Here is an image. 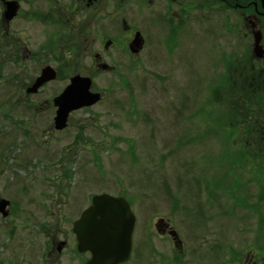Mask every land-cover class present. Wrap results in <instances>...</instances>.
<instances>
[{"label":"rangeland","instance_id":"1","mask_svg":"<svg viewBox=\"0 0 264 264\" xmlns=\"http://www.w3.org/2000/svg\"><path fill=\"white\" fill-rule=\"evenodd\" d=\"M135 8V0L120 8L112 4L106 11L109 25H120L123 18L133 25ZM2 12L0 3V198L11 200L12 214L6 218L0 214V264H43L51 230L69 232V219L48 217L42 207H53L51 197L59 190L67 202L88 191L92 197L101 193L130 197L137 217L138 258L141 264L145 259L159 264L151 245L159 244L164 253L172 248L169 240L153 231L156 217L172 216L180 231L185 225L181 208L188 203L195 210L205 180L211 184L219 179V171L229 182L236 169L243 181L250 178L251 173L241 169L254 168L249 155L253 156L252 140L232 135L236 126L242 130L246 124L230 117L239 98L224 97L218 86L210 85L219 54L211 43L224 34V21L238 31L231 46L236 44L237 50L245 51L240 12L193 10L189 45L184 47L179 40L173 48L157 37L135 68L127 65L125 71L120 67L119 72L98 75L89 71L94 57H80L78 38L69 48L56 43L54 49H48L55 33L58 41L60 27L43 23L52 20L50 15L56 17L46 0H21L18 17L11 23L12 46L5 35L6 25L1 26ZM37 14L42 15V22L35 18ZM172 51L178 56L168 54ZM45 64L57 67L58 75L47 86L28 93ZM78 74L94 75V90L102 99L72 112L67 128L55 131L54 99ZM245 143L246 149L239 153ZM74 148L92 154L86 174L85 162L79 165L70 158L72 154L63 156L64 150ZM243 152L246 155L239 161ZM232 200L231 205H236L238 200ZM210 209L207 214L213 217ZM242 212L237 208L231 221L239 223L237 216ZM196 213L189 214L188 221L193 222ZM213 222L211 218L208 223ZM207 237L212 239V235ZM237 238L235 242L240 241ZM187 242L197 244V236L189 235ZM70 263L67 257L60 264Z\"/></svg>","mask_w":264,"mask_h":264},{"label":"flooded vegetation","instance_id":"2","mask_svg":"<svg viewBox=\"0 0 264 264\" xmlns=\"http://www.w3.org/2000/svg\"><path fill=\"white\" fill-rule=\"evenodd\" d=\"M16 1L20 3V10L21 0ZM127 1L129 0H46L50 12L52 10L53 15L56 17L50 15L49 12L52 18L50 21H43L42 15L39 14L35 18L37 20L40 19L39 21L42 20L43 23L55 24V26L60 27L58 41L54 39L55 33L47 46L48 49H52V47L54 49L56 43L59 46L64 45V48H69L74 46L78 38L77 47L83 53L80 57L93 56L95 62L89 67V71L91 73L94 71L98 75L100 72H119L121 71L120 67H124L123 71H125L128 67L127 65H130L131 69L135 68L140 63L143 55L146 54L149 45L157 37L173 48H177L179 40L182 41L184 47L189 45V15L193 10L219 8L223 11L225 9L226 11L240 12L244 22L241 32H243L245 39V43L242 44L245 47V51L237 50L236 44L231 46L232 39H234V35L235 33L237 35L238 31L233 27L235 25H227L224 21V34L215 36L214 41L211 43L219 54L212 68L214 79L210 85L218 86L224 97L226 94L228 97L239 98L236 105L237 109L230 117L238 118L240 123L243 121L246 124L245 126L243 125L242 130L234 124L236 128L232 135L236 136L237 134L239 139L247 138L252 140L253 156L249 155L252 158L254 168L241 169V172H250L251 176L243 181L242 175L236 169L235 172L233 171L230 174V176L233 175V178H229L228 182L225 174L221 177L218 171L217 176L219 179L213 180L212 187L209 184L204 186L203 191L206 193L204 195L202 191V200L199 199L197 201L195 210L188 203L182 206L181 217L185 225L180 231L175 226L172 216L156 217L153 231L156 230L155 232L159 238L169 240V246L172 249H169L168 253H164L159 249V244H152L150 250L160 258V261L158 260L159 264H222V261L223 264H264V55L260 57L254 51V34L258 32H261L262 39L260 44L264 48V7L261 1L135 0L134 16L136 22L133 25H129L125 18L121 20L120 25H109L106 11L109 10L112 4H116L120 8ZM0 3L2 4L3 16V0H0ZM18 14L10 21H6L4 17L1 20V26L3 24L6 25L5 35L7 39L10 38V43L11 39H13L11 23L18 17ZM226 29L227 36L224 37ZM110 34L112 35L110 36ZM138 34L141 36V43L140 45H133L134 39H136ZM240 39L242 40V38ZM199 43L204 44L202 41H199ZM10 45L12 46V43ZM132 45L135 49H138L139 46L141 48L139 51L133 52ZM19 46L20 44L16 46L17 50ZM232 48L234 50H231ZM45 49L46 46L42 50ZM168 54L178 56L173 51ZM105 58L110 60H105ZM118 61L120 63L119 66L117 64ZM46 67H51L58 75L59 70L52 64H45L41 72ZM92 76L94 75L89 77L92 79V90L95 91ZM52 81L54 80L46 82L43 86H47ZM245 95L247 99H245ZM252 100H256V102L252 104ZM54 107L57 111V107L55 105ZM71 114L68 119V125ZM230 122L232 124L231 120ZM246 146L247 143L241 144V147L244 148H238L239 153L244 151ZM64 155L71 156L70 158L73 160L76 159L79 165L85 162V174L91 166V153L89 156L87 153L83 154L80 149L74 148L73 151L64 150ZM243 155H246V153L243 152L239 156V161L242 160ZM258 160L259 162H257ZM53 164H55L54 161ZM77 170L79 172L78 177L82 178L79 166ZM220 177L225 180L226 184L222 185ZM231 180H233L232 183H230ZM78 183L79 181L76 185ZM84 185L87 186L85 177ZM211 192L212 194L210 195ZM60 196L59 190L51 197L55 207H48L44 204L42 207L45 210V214H50L48 217L69 219V232L66 234L64 229L59 231L51 230L49 233L50 244L46 249L47 253H45L43 264H60L67 257L71 260L70 264H88L92 253L90 250H79L76 223L84 211L93 204L92 194L88 191L85 196L72 198L68 202ZM116 196L126 197L124 193L116 194ZM126 199L132 207L129 198L126 197ZM232 199L238 200L235 201L236 205H231L232 202L234 203ZM204 204H209V206L204 207ZM210 206L214 211L213 217L207 214V210L212 212ZM11 207L12 202L10 200L8 206L10 212L7 217L12 214ZM237 208L243 211L242 215L237 216L239 223L231 221L236 215ZM132 210L134 212L133 207ZM192 212H197V215L196 219L190 222V219L188 221V216ZM211 218L214 221L213 225L208 223ZM188 224L190 228H188ZM37 227L40 230V226L38 225ZM172 233H176L175 236ZM189 235L192 237L196 235L198 243L194 244L192 242V245H190L187 242ZM207 235H212V239H209ZM237 237L240 239L239 242H235V238L238 240ZM61 242H65V244H63L62 249H59V245H62ZM135 248L134 229L130 258L120 264H141V259L138 258L140 255ZM221 255H223V259H220ZM144 261L145 264H150V262L156 264L148 259Z\"/></svg>","mask_w":264,"mask_h":264},{"label":"water","instance_id":"3","mask_svg":"<svg viewBox=\"0 0 264 264\" xmlns=\"http://www.w3.org/2000/svg\"><path fill=\"white\" fill-rule=\"evenodd\" d=\"M264 7V0H260ZM6 21L12 20L18 14L20 3L16 0H3ZM255 53L264 55V48L260 44L261 32L255 33ZM141 36L137 35L133 45H140ZM132 45V51L135 49ZM57 74L51 67L43 69L36 82L27 92L35 93L46 82L54 80ZM102 99L100 92L92 90V79L88 76L75 75L65 90L54 99L57 107L54 126L57 130H64L73 111L91 107ZM10 200L0 199V213L3 217L9 215ZM79 240V250H90L92 253L88 264H120L128 261L132 251V237L136 226V215L125 197L109 193L97 194L93 197V204L84 211L76 223ZM174 236L176 233H172ZM62 249L65 242H61Z\"/></svg>","mask_w":264,"mask_h":264},{"label":"trees","instance_id":"4","mask_svg":"<svg viewBox=\"0 0 264 264\" xmlns=\"http://www.w3.org/2000/svg\"><path fill=\"white\" fill-rule=\"evenodd\" d=\"M205 183L206 184H209L211 187L213 186V180H212V183L210 184V183H208V181L207 180H205ZM212 194V192L210 193V195ZM129 200L131 201V203H132V199L129 197Z\"/></svg>","mask_w":264,"mask_h":264}]
</instances>
